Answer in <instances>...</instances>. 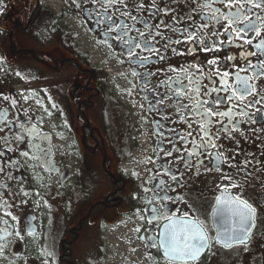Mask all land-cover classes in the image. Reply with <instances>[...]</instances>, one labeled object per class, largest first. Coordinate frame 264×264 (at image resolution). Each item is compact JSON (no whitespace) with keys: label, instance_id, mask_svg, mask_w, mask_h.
<instances>
[{"label":"flooded vegetation","instance_id":"flooded-vegetation-1","mask_svg":"<svg viewBox=\"0 0 264 264\" xmlns=\"http://www.w3.org/2000/svg\"><path fill=\"white\" fill-rule=\"evenodd\" d=\"M245 7L0 2V264H101L118 227L129 230L123 240L138 239L146 264H264V116L238 119L242 97L224 115L238 79L264 92V78L254 79L264 72V15ZM121 26L126 33L115 31ZM197 28L207 42L184 43ZM129 36L138 44L120 41ZM30 94L53 106L58 152ZM209 136L215 147H195ZM173 241L180 261L166 256ZM190 246L200 252L190 257Z\"/></svg>","mask_w":264,"mask_h":264},{"label":"snow or ice","instance_id":"snow-or-ice-1","mask_svg":"<svg viewBox=\"0 0 264 264\" xmlns=\"http://www.w3.org/2000/svg\"><path fill=\"white\" fill-rule=\"evenodd\" d=\"M213 2L215 3H218L219 5H222L225 9H236V8H239L240 11L243 13V12H246V5L247 6H250L252 7L253 9H260V12L262 15H264V8H262L261 6L264 5V0H259V2H256V0H213ZM106 3H112V0H106ZM141 8H143V5L140 6ZM205 15H208L207 13H204ZM233 15L235 16V18L237 19L238 23H243V24H247L248 21H245V20H242L240 18V15L237 14V13H233ZM253 17L251 15H249V20H252ZM218 20L220 22H224V21H229V17L225 14H221L219 17H218ZM232 24L229 22L226 24V31L232 29ZM256 28L258 29L259 28V25H256ZM115 31L117 33L119 32H125L126 33V29L121 26V27H118V28H115ZM139 31V30H137ZM202 31L201 29L197 28L193 33H192V36H191V39L190 40H185L183 41L184 43H187V44H192L193 42H195L196 44H204L207 42L208 40V37H202V38H199L197 37L196 33L197 32H200ZM237 32H238V29L236 31H233L232 32V36L234 39H241V35H237ZM254 35L256 36H260L261 33L259 31H255L253 33ZM141 35H144V33H141ZM160 35V32L159 30H155V31H149V36H159ZM181 35H187L186 33H184L183 31L181 32ZM120 41L121 42H124L126 43V45H132L133 42L135 41V43L138 44L139 42V37L136 36V37H121L120 38ZM148 43H152V40L151 38H149L148 40ZM229 44L232 43L231 40L228 41ZM243 43H247V44H251L252 41H249V40H246V41H243ZM258 47H264L262 45H257ZM211 46H209L210 48ZM217 50H220V49H217ZM136 51V48L133 47V50L132 52L135 53ZM173 51H175V49H173ZM189 54H193V50L191 48H189L188 50ZM180 55H184L185 53L181 52L179 53ZM130 56L132 55V53L129 54ZM147 59V57H146ZM210 63H214V62H210ZM259 67L261 68H264V63H262L261 65H259ZM242 71H247V69H242ZM223 75H227V74H223ZM261 78H264V72H261V73H257L255 78L254 79H261ZM181 84H184V88H183V91L184 92H188L190 93V95L193 97V99L196 98V92L193 90L192 86L189 85V84H185L184 80H181L180 81ZM237 83L239 85V87L237 88V90L235 92H231L230 95H231V101H226V102H229L230 103V112L229 113H226L224 115H232V112L233 111H236V105H235V102L236 101H240L242 104H243V101H248L247 104H244L243 107L240 109V115L237 117L238 119L242 120L243 121V113L244 112H247L249 114L248 116V119L247 121H245V123L247 124H255L256 121L252 118V116L254 114H258V115H261V116H264V103H262V101H264V92H260L258 90H254L255 89V83H254V80L250 81L249 79H238L237 80ZM237 92L240 93V95H237ZM178 95L180 93H177ZM212 94H215L218 98L217 101H213V103H216L217 107H219V102L220 101V93L216 90V89H213L212 90V93H209V95H212ZM241 97L243 98V101L241 100ZM159 103L163 104V101L161 100ZM204 103H206V101L204 102H201V104L198 106L199 108V115L200 116H203L206 120L208 119L209 116H211V112H208V113H205L203 112V107H204ZM185 105H182V107H184ZM188 107H190V105H187ZM201 127V131H200V134H199V139H204V129H203V125L200 126ZM234 129H229V131H233ZM0 131H3V129H0ZM212 136H209L207 138V142L205 145H199L197 144L195 147L197 149H199L200 147H215V145H212L210 143V141L212 140ZM185 141H188V137H185L184 138ZM189 154H192V153H189ZM4 155V152L3 151H0V157H3ZM252 162L251 161H248L247 164H242L241 167L243 168H247ZM231 167V165H229ZM3 172H2V169H0V175H2ZM175 179V178H174ZM0 187H3L2 185H0ZM25 195H27V193H25ZM5 239H7V237H5ZM172 243V246H173V250L175 251V244H174V241L171 242ZM202 238H197V244L198 245H201L202 246ZM198 251V248L196 247H193V246H190L187 254L191 257V254L193 252H196Z\"/></svg>","mask_w":264,"mask_h":264},{"label":"rangeland","instance_id":"rangeland-1","mask_svg":"<svg viewBox=\"0 0 264 264\" xmlns=\"http://www.w3.org/2000/svg\"><path fill=\"white\" fill-rule=\"evenodd\" d=\"M0 2L3 4V0H0ZM15 89L19 90L16 86ZM28 97L32 109L43 117L45 126L54 132V142L56 143L58 152L59 142H57L55 111L53 106L48 105L39 94H30ZM63 208L64 219L65 222H67L69 221L68 215L71 210L70 203L63 202ZM127 231L123 227H118L111 233L107 234L110 238V243L108 245L110 250L108 251V256H106L107 264H146L145 254L134 248L135 245L138 244V239L131 237L129 240H123L127 235ZM129 251L131 253H128L127 255V252Z\"/></svg>","mask_w":264,"mask_h":264},{"label":"water","instance_id":"water-1","mask_svg":"<svg viewBox=\"0 0 264 264\" xmlns=\"http://www.w3.org/2000/svg\"><path fill=\"white\" fill-rule=\"evenodd\" d=\"M169 227H173V225H168ZM195 226V225H194ZM172 251V253L170 254V255H166L167 257H169L170 259L172 258L173 260H176V261H180L181 260V258H180V254H179V250H171ZM197 253H199L200 251H199V248H198V251H196ZM196 253V254H197ZM195 254V252H194V255H196ZM200 255V254H199ZM197 257V256H196ZM194 258V257H193ZM193 260V259H192Z\"/></svg>","mask_w":264,"mask_h":264},{"label":"trees","instance_id":"trees-1","mask_svg":"<svg viewBox=\"0 0 264 264\" xmlns=\"http://www.w3.org/2000/svg\"><path fill=\"white\" fill-rule=\"evenodd\" d=\"M101 260V264H105V260L104 257L100 259Z\"/></svg>","mask_w":264,"mask_h":264}]
</instances>
